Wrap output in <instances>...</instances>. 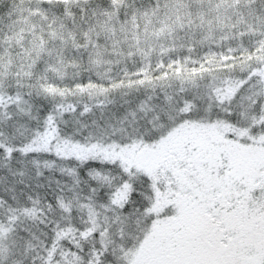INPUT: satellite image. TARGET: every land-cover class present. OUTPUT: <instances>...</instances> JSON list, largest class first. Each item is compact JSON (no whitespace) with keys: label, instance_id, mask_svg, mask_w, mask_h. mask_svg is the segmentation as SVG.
I'll return each mask as SVG.
<instances>
[{"label":"snow or ice","instance_id":"snow-or-ice-1","mask_svg":"<svg viewBox=\"0 0 264 264\" xmlns=\"http://www.w3.org/2000/svg\"><path fill=\"white\" fill-rule=\"evenodd\" d=\"M0 264H264V0H0Z\"/></svg>","mask_w":264,"mask_h":264}]
</instances>
